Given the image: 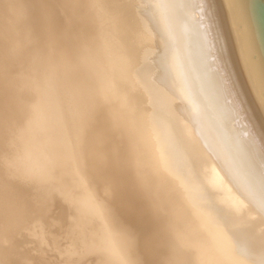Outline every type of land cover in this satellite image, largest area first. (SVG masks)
Masks as SVG:
<instances>
[{"label":"bare ground","instance_id":"obj_1","mask_svg":"<svg viewBox=\"0 0 264 264\" xmlns=\"http://www.w3.org/2000/svg\"><path fill=\"white\" fill-rule=\"evenodd\" d=\"M0 81V264H264L204 0H0Z\"/></svg>","mask_w":264,"mask_h":264},{"label":"water","instance_id":"obj_2","mask_svg":"<svg viewBox=\"0 0 264 264\" xmlns=\"http://www.w3.org/2000/svg\"><path fill=\"white\" fill-rule=\"evenodd\" d=\"M227 72L264 144V0H204Z\"/></svg>","mask_w":264,"mask_h":264},{"label":"rangeland","instance_id":"obj_3","mask_svg":"<svg viewBox=\"0 0 264 264\" xmlns=\"http://www.w3.org/2000/svg\"><path fill=\"white\" fill-rule=\"evenodd\" d=\"M0 83H1V81H0ZM0 96L2 97V100L0 98V119L3 120V121H6V126H4L3 128L6 129V131H8L10 128L13 127V123L10 122V121H8V119L4 115V104L2 103L4 101V99H3V96H4L3 93L0 94Z\"/></svg>","mask_w":264,"mask_h":264}]
</instances>
